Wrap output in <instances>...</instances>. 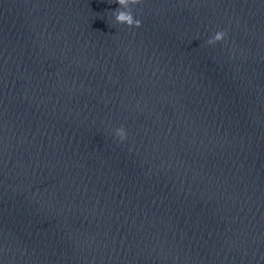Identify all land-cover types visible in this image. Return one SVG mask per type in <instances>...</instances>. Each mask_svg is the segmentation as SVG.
I'll return each instance as SVG.
<instances>
[{
    "label": "water",
    "instance_id": "water-1",
    "mask_svg": "<svg viewBox=\"0 0 264 264\" xmlns=\"http://www.w3.org/2000/svg\"><path fill=\"white\" fill-rule=\"evenodd\" d=\"M118 7L0 0L4 81L159 262L264 264V0Z\"/></svg>",
    "mask_w": 264,
    "mask_h": 264
},
{
    "label": "clouds",
    "instance_id": "clouds-1",
    "mask_svg": "<svg viewBox=\"0 0 264 264\" xmlns=\"http://www.w3.org/2000/svg\"><path fill=\"white\" fill-rule=\"evenodd\" d=\"M142 0H116L119 7L114 10L113 15L115 21L118 24L127 25L128 27L139 28L141 26V21L135 19L132 14L131 5H137L141 3ZM225 32H216L214 37L208 40L209 44H215L216 42L222 41L225 38ZM116 135L124 140L126 138V132L123 127L116 129Z\"/></svg>",
    "mask_w": 264,
    "mask_h": 264
}]
</instances>
